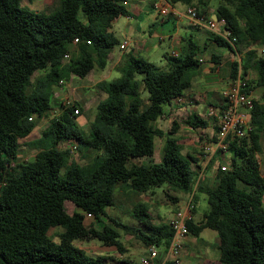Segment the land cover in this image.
Wrapping results in <instances>:
<instances>
[{
  "label": "trees",
  "instance_id": "trees-1",
  "mask_svg": "<svg viewBox=\"0 0 264 264\" xmlns=\"http://www.w3.org/2000/svg\"><path fill=\"white\" fill-rule=\"evenodd\" d=\"M20 1L0 0V264H109L73 242L94 240L121 251L118 234L103 222L117 189L136 195L162 189L165 196L168 191L191 196L193 204L197 193L204 194L206 210L199 222H185L188 234L214 232L220 264H264V169L256 158L264 133L262 98L253 99L247 112L246 133L226 139L229 162L216 169L211 186L195 183L196 160L181 155L173 137L175 123L163 132L156 122L164 106L189 87L202 49L187 40L179 54L164 56L165 71L129 54L116 67L118 78L98 85L105 98L95 106L87 135L75 124L79 106L59 103L31 145L36 148L32 159L18 162L19 141L35 129V119L50 111L58 82L102 71L117 45L107 29L115 18L129 16L124 0H54L43 11L20 7ZM167 2H180L204 21L210 19L203 15L208 0ZM212 14L224 20L228 36L209 33L211 42L242 54L230 63V80L242 81L246 94L264 88V54L255 51L264 50V0H223ZM248 71L255 80H245ZM185 124L192 130L206 126L199 119ZM154 137L164 139L160 161L141 165L140 159L150 160L153 154ZM66 143L81 155L92 153L89 163L69 160L70 151L59 148ZM64 202L72 204L70 214ZM87 215L92 221L85 225ZM129 216L145 231L131 229L135 237L144 247L155 246L160 260L172 237L169 223L146 224L149 216L142 204ZM51 229L60 231L51 237Z\"/></svg>",
  "mask_w": 264,
  "mask_h": 264
},
{
  "label": "crops",
  "instance_id": "crops-1",
  "mask_svg": "<svg viewBox=\"0 0 264 264\" xmlns=\"http://www.w3.org/2000/svg\"><path fill=\"white\" fill-rule=\"evenodd\" d=\"M154 2L155 0L123 1L122 4L128 11L129 16H119L115 18L107 29V33L117 42V45L115 46L117 52L114 49L110 50L107 55V65L102 71H93L86 78L80 80L78 79V81H74V79H72L70 87L71 95L76 94L75 91H79L81 92L78 95L79 100L83 101L84 99L92 98L95 95L94 88H98V85L102 83H107V79L113 77V73L117 72L116 67L121 65L123 58L129 54L142 58L149 63L153 58L160 59L161 57L163 62L161 60L158 61L160 66L152 64L159 70L165 71L167 69V64L164 56H168L171 53H174V55L179 54L182 45L187 40L193 41L196 45L201 43L205 46V48H201L202 50L196 56V58L200 61V66L194 72L190 80L189 87L183 92L181 97L164 106L163 116L158 120V122H156V125L160 122V120H163V123H166L167 129L170 123L174 122L177 130L178 128L181 130L184 127H181L180 121H183L185 124V121L199 119L206 123L205 128L192 130L185 124L188 130L184 132H189L190 129L197 134H201L199 135L200 139H202L201 137H204L206 141H210L216 136V132L213 129L215 123L212 119L206 116V111L210 107L219 108L223 106L224 101L222 93L231 82L229 78L230 63L234 62L235 57L237 58L236 62H238L240 57H242V54H232L228 50L217 47L213 44L210 40L209 32L203 27V25L191 24L184 15L188 6H185L180 2L169 4L166 0L169 7V13L164 17H160L153 10L152 6ZM206 13H208V17L210 19L214 18L212 14L213 8L211 9L208 4L203 15H207ZM165 23L170 24V27L166 29L164 26ZM124 43V47L120 49V46ZM163 44L164 48L161 47ZM218 48H220L222 52H220ZM212 56L217 58H212ZM250 72L252 71L247 72V75L245 76L246 79L249 78ZM253 80H255V76L252 77L251 81ZM63 85H65V81L62 86ZM62 86L60 88L61 93H59V95H61L59 99L60 103L63 99L68 98L66 96L67 92H65ZM192 89H197L198 91L194 92ZM263 90L264 88H256L250 92V96L253 99L261 98L257 96L263 92ZM104 98L105 95L103 94L99 101ZM69 100L73 102V104L79 106L78 102L74 101V98ZM82 112L83 111L81 109V113ZM239 112L247 114L248 111L239 109ZM51 113L54 114L55 112L53 111ZM81 116L83 117V114ZM37 129L38 127L36 126L26 138L19 141L20 144L22 142L25 145H32L33 142L40 136V134L37 137L34 135V132ZM173 137L176 139L177 131ZM201 148L202 147L199 149V153H197L198 155L193 157L196 160L195 169L197 174L199 172L201 173L202 178L200 182L206 186H211L216 169L219 166H226L227 164H218L223 158H219L217 155L214 157L203 155ZM198 194L202 193L196 194L197 200L193 204V212L190 215V220L193 222H199L204 213L201 212V214H198ZM187 200L188 196L185 202L179 205L178 210H181L185 206ZM191 238H193V236L188 234L180 240V264H199L198 261L200 260V257L197 256V254L193 255L191 252L185 253L183 251L186 247H190V249L194 248L195 243L191 240ZM217 245L218 239L216 241V250ZM209 255H211V253L208 249H206L203 255L206 260H201V264H211L209 263Z\"/></svg>",
  "mask_w": 264,
  "mask_h": 264
},
{
  "label": "rangeland",
  "instance_id": "rangeland-1",
  "mask_svg": "<svg viewBox=\"0 0 264 264\" xmlns=\"http://www.w3.org/2000/svg\"><path fill=\"white\" fill-rule=\"evenodd\" d=\"M52 2L54 0H21L20 1V7H24L28 10L32 11H43L46 7L51 6ZM220 2L223 3V0H208L207 4L211 9L215 8ZM208 15V13H206ZM164 26L167 28L170 27V24L165 23ZM193 42V41H192ZM198 48L201 50V48H205L201 43L197 44ZM164 48V44L161 46ZM116 52V47L113 48ZM220 52L222 50L218 48ZM259 48H255L256 54H259ZM162 53V51H161ZM234 62H236L237 58H234ZM159 60L157 58H153L150 63H153L156 66L159 65ZM163 62V60H161ZM119 74L117 72L113 73V77L110 79H107L106 82H110L114 80L115 78H118ZM254 77L253 73H249V78L252 79ZM245 78L246 81H251V79ZM74 79V81H78L76 78H67L63 79V82L65 81V85H61L65 92H67L66 96L69 99H75L74 101L78 102L79 107L82 109L83 117L78 115V117L75 118V124L77 125L79 131L83 135H87L89 130V124L92 122L94 113H95V105L99 99L102 98L103 94L98 88H94L95 95L92 98L84 99L83 101L79 100L78 95L81 92L75 91L76 94L71 95L70 87H71V81ZM61 86L58 88H55L53 90V96H52V102L50 101V106L52 107L48 111L45 117L42 119H35L36 126L38 129L34 132L35 137L39 136L40 131L43 130L50 120V118L58 112L57 107L60 103V97L59 93H61ZM194 92L198 91L197 89H192ZM264 96V90L261 92L257 97H263ZM73 97V98H72ZM55 112L52 114L51 112ZM84 118V121H83ZM158 122V121H157ZM181 127H184L183 129L177 130V137L178 145L180 147V153L181 155H190L192 157L197 156L199 153L200 147L203 145L206 141L204 137H201V140H198L199 135L194 131L189 129V132H184L188 130L183 123V121H180ZM247 125V123H246ZM157 128H159L161 131L166 132V123H163V120H160L159 123L156 125ZM164 139H159L154 137L153 138V154L150 158V160L147 159H140L139 163L141 165L147 166L148 164L154 163L157 164L160 161V150L163 144ZM193 145V146H192ZM260 146H261V153L257 154L256 158L260 167V170L262 171L264 169V133L261 135L260 138ZM71 144L66 143L62 144L59 148H65L70 150ZM36 152V148L32 147L31 145H25L21 142L19 147V154H18V162L23 161H29L32 159L33 154ZM203 154V152H202ZM219 156V158H223L220 160L218 164H227L229 162L230 155L225 152V150H221L220 152H217L214 156ZM93 154L90 152H83L81 155L76 150L72 154H69V160L74 162L78 165H84L89 163L91 160ZM212 157V158H213ZM187 196L182 195L180 193H173V192H167V196H165L162 193V189H153L149 192L142 193L139 195L133 194L128 191H120L116 190L114 199H113V206L106 209V217L103 218V222L106 225H109L112 229L116 231L118 234L117 241L120 245L121 251L116 250L113 247H103L99 242L97 241H75L73 242L74 246L82 250L86 255L88 256H102L106 259H109V264H120L121 261H127L130 264H139L141 256L145 254V250L147 247H144L140 241L135 237V233L131 231V229H139L141 232L145 233L144 230H142L139 225L130 218L129 214L132 210V208L137 204H142L147 208V214L149 216V220L146 221V224L148 225H159V224H167L170 222L173 214L178 211L179 205L185 202ZM199 198V208L198 214H201V212H205L206 210V202H205V195L204 194H198ZM174 200L177 202L174 203ZM64 208L65 212L67 214H70L72 212L73 206L69 202H64ZM109 219H112L113 221L117 222L118 224H121L125 227H115ZM92 221L91 218L85 217L84 218V224L88 225ZM59 229H51L49 231V235L52 237L56 233H58ZM215 237V238H213ZM191 240L194 241L195 246L193 249H190V247L184 248V252L188 253L191 252L193 255H196L200 257V260L198 261L199 264H201V260H206L204 255V252L206 249L209 250L211 255H209V263L211 264H220L217 260V250H216V235L214 232L210 230H204L197 238L193 237ZM158 253L160 252L157 249ZM201 261V262H200Z\"/></svg>",
  "mask_w": 264,
  "mask_h": 264
},
{
  "label": "built area",
  "instance_id": "built-area-1",
  "mask_svg": "<svg viewBox=\"0 0 264 264\" xmlns=\"http://www.w3.org/2000/svg\"><path fill=\"white\" fill-rule=\"evenodd\" d=\"M152 7L160 17H164L169 13V7L166 0H155ZM184 15L191 24H202L203 27L213 35L222 38L228 36V33L224 28L225 23L223 19L217 20L213 18L204 21L201 17L196 15L192 8L189 7L186 8ZM73 42L76 43V40ZM124 45L125 43L120 46V49H122ZM259 52L264 54L263 49H260ZM170 55L175 56L174 53H171ZM64 58H66V56H64ZM58 84L62 85L63 81L60 80ZM243 88L244 83L236 78L234 81L229 83L227 88L222 93L224 101L223 106L219 108L210 107L207 109L206 116L214 121L216 136L213 143H204L201 146L203 155L213 156L218 151L225 149V142L228 136L240 138L246 133V130L248 129V126L246 125L248 115L239 112V109L249 111L253 104V98L250 94L242 92L241 90ZM261 103L264 106V96L262 97ZM61 104L67 108L71 106L72 102L68 98H65L61 101ZM74 113H76V111H74ZM69 151L70 154L75 152V146H72ZM223 169L224 168H221V170ZM201 178L202 176L199 172L195 183L200 181ZM192 210L193 203L191 201V196H189L185 206L181 210L175 212L169 222L172 230V237L162 258L159 260L157 248L151 245L146 248L145 254L141 256L139 264H165L167 262L180 264V240L188 235L185 222L190 219ZM86 217H89V215Z\"/></svg>",
  "mask_w": 264,
  "mask_h": 264
}]
</instances>
